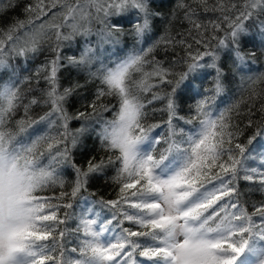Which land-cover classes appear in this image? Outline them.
Wrapping results in <instances>:
<instances>
[{
	"label": "snow or ice",
	"instance_id": "obj_1",
	"mask_svg": "<svg viewBox=\"0 0 264 264\" xmlns=\"http://www.w3.org/2000/svg\"><path fill=\"white\" fill-rule=\"evenodd\" d=\"M58 2L65 9L64 19L74 21L69 25L74 32L78 30V21L90 16L88 9L94 8V18L103 25V29L97 34L102 40L114 43L127 35L140 42L146 34L154 31L155 18H162L161 12L153 10L157 0H49L47 5L44 0H38L36 5L26 6L24 11L29 14L35 12V18H39L55 8ZM202 2L205 11L219 9L225 13L222 18L228 27L223 29L225 34L219 38L214 33L221 29V25L211 22L213 35L206 40L200 30L207 29L208 25L194 21V10L190 7L186 9L184 19L198 31L199 38H195V44L203 45V50L197 48L187 52V59L184 61L187 71L175 73L171 67L165 68L159 61L147 60L146 57L155 47L152 45L146 51L141 49L129 55L112 68L105 66L102 70L88 73L93 78L99 73L101 83L107 89H98L96 100L106 94L119 98L116 119L103 124L99 133L105 146L109 150H116L107 157L97 158L87 149V140L95 132V126L87 121L98 111L108 110L107 106H102L101 109L94 100L87 104L92 109L91 112L78 110L76 113H69L66 107L69 99L82 85L78 82L70 83L60 90L61 68L81 70L90 67L97 60L92 54L93 49L86 48L79 58L75 55L62 57L59 45L52 49L55 56L45 65L44 79L47 88L42 94V102L49 106L50 111L41 121H46L48 127L58 124L60 130L56 135L38 136L30 146L22 145L18 148L32 157V169L27 174L23 191L26 198H31L30 194L42 192L57 183L63 187L64 181L60 179L55 167L58 164L70 168L75 179L71 191L60 192L55 197L56 202H53V197L41 195H37L31 204L18 200L16 203H9L7 215L0 195V240L6 235V226L10 235L13 227L19 224L34 241L20 258L24 264H138L137 255L154 264H185L190 257L206 259L210 264H264V204L254 206L255 212L250 215L240 205L236 187L240 179L253 181L254 177L250 173H255L256 168L246 167L245 161L249 158L246 152L249 151L248 146L254 142L259 143V138L264 136V125H258L257 131L253 132L246 144H242L237 140L240 129L229 130L227 110L213 117L209 107L226 88L224 81L227 80V74L225 64L221 63V53L225 52L234 68H241L245 61L243 49L247 48L249 54L254 55L252 49L258 46L255 42L257 36L260 37L259 46L264 47V0H242V5L234 3L230 6L218 3L214 7H209L206 0ZM11 6L9 4L4 7ZM229 7L235 11L234 16L227 14ZM172 18L175 19V13ZM28 23H31L30 19L16 20L4 30L5 36L0 37V69L11 68L8 60L13 55L26 56L29 51H37L40 39L37 34L26 31L16 35ZM62 26L55 25L57 29ZM253 27L256 29L255 33L250 30ZM129 29L130 32L126 31ZM22 37L24 45L17 47L16 44ZM56 38L58 41L69 40L71 36H62L57 31ZM211 40H215V45L211 44ZM8 41L12 43L8 44ZM165 43H177L184 45L186 49L193 47L190 43L186 44L184 39L167 40ZM147 63L153 66L151 72L144 71ZM207 69L215 70L211 89L206 88L208 77L212 75ZM134 72H140L142 78L137 80ZM152 77L158 79L156 87L169 86L153 92L151 99L147 101V104L160 101L161 111L167 116V137L158 135L150 141L155 145L163 139L168 144L159 158L151 154V148L142 151L140 147L150 140L149 133L153 128L159 127L146 126L142 122L146 115V105L141 93L153 87L148 83ZM209 91L213 93L211 96L206 95ZM18 99L14 85L0 86V147L5 139L12 138V133L6 131L4 125L6 117L15 111ZM38 103L37 99L30 101L31 105ZM81 106L84 107L83 104ZM259 111L264 119V103ZM52 117L55 119H51ZM77 120L85 122L75 129L70 128V123ZM193 120L199 121L200 128L197 135L188 138V146L184 147L174 140L178 131L177 124L192 123ZM19 123L23 131L24 121ZM96 123L101 122L97 120ZM252 123L249 120L248 126L251 127ZM78 148L81 151L77 152ZM86 152L87 158L83 163H78L76 156H83ZM173 153V158L169 159V155ZM45 154L49 161L47 166L39 162ZM251 155L257 153L253 151ZM258 155L264 157V151ZM117 163L119 167L111 178L118 187L117 198L105 200L101 197L91 201L84 213L76 217V231H82L86 239L81 241L79 250L73 248L72 252L79 251L81 258H65L64 246L58 242L65 236V229L60 226L68 222L71 214L64 212L61 216L60 209H72V201L81 191H87L89 182L105 179L107 170ZM260 183L264 187V177ZM226 197L228 200L221 203ZM95 205L111 212L106 222L104 219L99 221L101 226L98 230V219L89 218L100 217V212L94 210ZM123 205L136 211L130 213ZM253 215L260 216L261 223L257 224ZM181 218L184 220L182 227L177 224V220ZM113 221L120 228L119 234L115 236L114 242L107 237L102 239L103 233L111 231L109 225ZM124 222L139 226L138 230L122 227ZM178 227L184 235V240L179 245L176 241ZM141 238H144L143 242ZM49 240L51 244L44 243ZM149 240L152 243H148ZM57 250L60 252L59 256L54 255ZM4 256L5 249L0 245V257ZM0 264H17V257L9 252L6 261L0 260Z\"/></svg>",
	"mask_w": 264,
	"mask_h": 264
},
{
	"label": "trees",
	"instance_id": "obj_2",
	"mask_svg": "<svg viewBox=\"0 0 264 264\" xmlns=\"http://www.w3.org/2000/svg\"><path fill=\"white\" fill-rule=\"evenodd\" d=\"M66 2H72V0H66ZM166 2L167 0H157L156 4L153 6L154 11H159L162 13V18H155V27L159 24L162 25V23L164 24V27H160L159 25L160 29H157L158 31H152L146 35L147 43H149L150 46L155 45L153 51L148 54L146 59L149 61H159L163 67H171L172 71L175 73L185 72L187 71V64L184 63V61L187 59V52L194 51L197 48L203 50V45L195 44V38H199L198 31L192 27L189 21L184 19L186 9L190 7L192 10H194L195 15L192 17L194 21L203 25H208L207 29L200 30L203 31L206 40L209 38L208 30L212 29L211 22L219 23L222 13L219 9L217 11H205L202 0H188V3L186 4L187 6H185L184 9L177 10L176 12H173L171 7L166 9ZM231 2L232 4L235 3L242 5V0H206V3L209 7H214L218 3L229 6ZM37 3L38 0H0V37L5 36L4 30H6L14 21H28L29 19L31 20V23H28L24 28L19 29L16 32V35H21L23 32L27 31L30 34L35 33L40 37L37 51H29L26 56L13 55L8 60V63L11 65L10 72L6 73L4 75L5 77L0 76V86L6 84L9 86L14 85L19 96L15 111L11 113L10 116L6 117L4 125L5 130L12 133V138L10 140L5 139L2 147H0V151H8L9 149V153L13 152L15 146H22L21 143H17L19 138L24 133H27V130H30V128L36 123L38 124V122L41 121V118L45 117L50 111L49 106L42 102V94L47 88V84L44 79L46 74L45 65H47L49 61L55 56V52H53L52 49L59 45L60 55L62 57L75 55L76 58H79L80 54L85 50V46L87 45L84 33L80 31L82 27L86 24L87 26L90 25L94 29L93 32L96 30L99 32L103 29V25L94 18L96 16L95 9L89 10L90 16H88L83 23L78 21V30L74 32L69 26L74 23V21L72 19H64L63 12L65 9L63 8L61 2H58L55 8H51V10L47 11L46 15H41L39 18H35V12L29 14L24 11L26 6L36 5ZM44 3L47 5L49 0H44ZM9 4L12 6L4 7L5 5ZM173 13H175V19L172 18ZM234 15L235 12L232 16ZM55 25L63 26L57 29ZM57 31H59L62 36L70 35L71 39L58 41L56 38ZM181 39H184L186 44H192V49H186L184 45L177 43H165L167 40L179 41ZM158 41L159 43H157ZM24 42V38L22 37L17 42L16 46L22 47ZM210 42L212 45L215 43L213 40ZM7 43L11 44L12 42L8 41ZM152 67L153 66L151 63H147L144 66V71L151 72ZM85 69H87V67H85ZM85 74L89 76L84 69L77 70L76 68L62 67L59 72L60 90L62 91L64 87H68L70 83L78 82L80 85H82V87H80L77 92L69 99V102L66 106L69 113H76L78 110L85 111L86 113L91 112L92 109L88 108L87 104L93 102L94 100L97 105L101 106V109L102 106H107L108 110L98 111V113H96L90 120L87 121V123L93 124L95 126V132H93L91 138L87 140V149L93 155L97 156V158L101 156L107 157L109 155H113L114 153L112 154V152L103 147L99 133L103 124L109 123L115 119V105L112 97L107 94L103 97H100L99 100L95 99L97 90L94 88V86H92V80L85 77ZM141 78L142 74L140 76V79ZM148 83L153 86L149 91H147L148 100L151 99L152 93L158 91L159 88L169 87L168 85H159V88L156 87V85H158V79L156 77H152ZM32 99H37L39 103L36 105H31L30 101ZM262 103H264V91L259 93L258 98L252 102L247 113L244 114V116L238 121V128L246 131L244 138L247 140L252 136L254 131H257L258 125H264V119H262V114L259 111ZM82 104L84 107L81 106ZM161 108L162 103L160 101H153L152 104H148V109L152 115L151 119H153L151 125H159V127L153 128V132L161 128H165L167 137L168 129L165 124L167 116L161 111ZM97 120H99L101 123L97 124ZM249 120L253 122L251 127L248 126ZM20 121H24L23 131H21V125L19 123ZM31 121H36V123L30 124ZM84 122L85 121L83 120L73 121L70 123L69 127L75 129ZM174 140L180 142L183 146L182 136L176 134ZM8 142L9 146L8 149H6L5 145ZM166 148H168L167 143ZM54 150L55 149H53V151ZM76 151L79 152L81 149L78 148ZM14 152L16 153L17 169L20 172H26L25 174L28 177L27 174L32 169V157L26 153H21L19 150ZM172 156H174V153L169 155V159ZM86 158L87 152L83 156H76L78 163H83ZM39 162L40 164L47 166L49 163L47 154L41 157ZM55 167L60 179L64 181L63 187L57 183L49 188L44 189L42 192L30 194L31 198H26L24 195L26 203H33L37 195L53 197V202H56L55 197L59 196L60 192L71 191V186L75 179L74 173L64 164H58L55 165ZM117 167H119L118 163L113 167H110L107 170L105 176L107 177L109 175H114ZM253 185V183L242 179L237 181V189L239 194L238 199L240 205L243 206L244 203L242 198L243 193H248L251 191L250 188H252ZM115 191V188L109 185L106 182V179L90 181L87 185V191H81V193H79L72 201V209H60L61 216H63L64 212L71 214V218L68 220V222L65 225L60 226V228L65 229V236L62 240L58 241L64 246L63 252L65 258L70 257V255L75 259L81 258L78 251L72 252L71 247H74L72 246V243L76 242L75 240L77 239L79 233L76 231L78 223L76 217H79L82 198L88 196L94 200H99L102 197L106 200L107 197L115 196ZM65 200H67V197H65ZM97 207L99 210L101 209L99 205H97ZM106 211V209H103L101 212ZM59 230L60 229L58 228L57 232H59ZM18 238L20 244L19 250H22V253L27 251V249L34 242L30 238V235L24 231L19 234ZM141 239L142 241L144 240V238ZM44 243L51 244V240L45 241ZM54 255L59 256V250H57ZM136 258L146 263L152 262L138 255Z\"/></svg>",
	"mask_w": 264,
	"mask_h": 264
},
{
	"label": "rangeland",
	"instance_id": "obj_3",
	"mask_svg": "<svg viewBox=\"0 0 264 264\" xmlns=\"http://www.w3.org/2000/svg\"><path fill=\"white\" fill-rule=\"evenodd\" d=\"M188 0H167L166 2V9L171 7L173 12H176L177 10L184 9V7H179V5L187 6L186 4ZM190 1V0H189ZM232 4V2H231ZM230 4V5H231ZM229 5V6H230ZM90 9L89 8L88 12ZM235 11L229 7V11L227 14L233 15ZM222 13V12H221ZM225 13H222V17ZM195 15V14H194ZM198 15V14H196ZM221 17L219 23L221 25V29L217 30L214 34L222 38L224 36L223 29H226L228 27L227 22L223 20ZM84 20H79V22L83 23ZM160 25V24H159ZM159 25L154 27V31H158ZM164 24L160 25V27H164ZM92 29V30H91ZM92 26L84 25L80 31L84 33V37L87 41V45L85 46V49L88 47H91L93 49L92 54L97 57V60L91 64L90 67H87V69L83 68L85 72L88 74L89 72H97V69H103V67L112 68L117 63L125 60L128 58L129 55L134 54L135 52L140 51L141 49H144L145 51L150 46L149 43H144V40L146 37H144L140 42H137L131 35H127L124 38H122L119 42H112L111 40H102L101 37L97 34L99 33L97 30L93 32ZM253 33L256 32V29L253 27L250 29ZM130 32L129 30H126ZM208 36L211 37L213 35V30H208ZM215 42V40H213ZM146 42V40H145ZM257 47L255 49H252L254 52V55L249 54V50L247 48L243 49V52L245 53V61L244 65H242L241 68H234L230 61L228 60L227 55H225V52L221 53V63L225 64V71L227 74V80L224 81L226 88L223 93L216 96L214 102H211L209 107L211 109L213 117H216L219 115L221 111L226 112V116L229 122V130L235 131L236 128H238V121L240 118L244 116V114L247 113L249 110V107L251 106L252 102L255 101L256 98H258L259 93H262L264 91V47H260V37H256ZM215 45V43H214ZM10 69H0V76L5 75L6 73L10 72ZM208 72L212 73L208 77V80L206 82V88L211 89L214 84V75L215 70L214 69H207ZM86 75V74H85ZM134 77L139 80L141 73L140 72H134ZM89 79H91V84L94 86L96 90L101 88H104L105 91H107L106 86L101 83L100 74L97 73L96 77H89L85 76ZM213 93L211 91L207 92L206 95L211 96ZM114 102L115 107V119H116V113L119 109V98L115 95H110ZM142 100L146 105V115L143 118V123L148 126L151 125V122H153L151 119V113L148 109V94L147 91H144L141 93ZM187 111V110H185ZM51 119H55V117H52ZM114 119V120H115ZM200 128V124L198 120H193L192 123H184L179 122L177 124V135L183 137V146L187 147V140L190 136H194L198 134V130ZM240 129V128H239ZM60 130L58 124L53 125L52 127L47 126L46 121H41L36 124L30 132H28V135L22 136L19 138V141L17 143H21L22 145H31V143L41 135H56L57 131ZM182 130V131H181ZM246 134V131L240 129V133L237 135L238 142L242 144H246L247 139L244 138ZM166 137V131L165 128H161L159 130H156L153 132V130L149 133L150 140L146 141L144 144H142L141 150L147 151L149 148H151V154L155 157L159 158V154L166 149V143L162 139L159 144L152 145L150 143L152 137ZM242 138V139H241ZM101 143L109 150L101 137ZM9 142L5 145V148L8 149ZM227 147V145H226ZM18 151L20 148L19 146L14 147ZM249 151L246 152V156L249 158L245 161V165L248 168H256L255 173H250L253 175V181H250L254 185L252 188H250L251 191L244 192L243 193V206H245L247 212L252 215L255 212L254 206H260L261 204H264V187L261 186L260 180L262 177H264V157H261L258 155V153L264 151V136L259 138V143L254 142L252 145L248 146ZM110 152L115 153L116 150H109ZM255 151L257 155H251V153ZM9 153L8 151L1 150L0 151V195L3 197L4 206H5V215H7V208L9 203H16L18 200L24 202V191L23 187L27 183L26 175L19 172L16 166V153L14 152ZM21 152V151H20ZM24 154V152H21ZM14 154V155H13ZM26 173V172H25ZM115 175V173H114ZM114 175L107 176L106 182L111 185L113 188H115V196L113 197H107L106 200L109 199H116L117 198V192L118 187L117 185L112 181V177ZM249 182V181H248ZM211 185H209L210 187ZM135 200L136 198H132ZM227 197L224 201H221V203L226 202ZM94 201L90 198H83L79 210V216L84 213V210L87 209L90 206V202ZM25 203V202H24ZM219 205H217L218 207ZM125 210L132 213L135 212V209L128 208L127 205H123ZM94 210L97 212H100V217H89V218H96L98 219V224L96 225L97 230L101 226L100 220L104 219L106 222V218H109L111 216V212L107 211L105 213L101 212L97 206H94ZM211 211V210H210ZM253 220L259 224L262 221V218L258 215H253ZM177 224L181 227L184 224L183 218L177 220ZM122 227L131 228L133 230H138L137 225L124 222ZM109 228L111 229L110 232L103 233L102 239L107 237V239L114 242L115 236L119 234L120 228L116 227V222L113 221V224L109 225ZM6 235L2 240H0V245H2L5 249V256L0 257V260L7 259V255L10 252L12 255L17 257V264H23V260L20 259L16 254V248L18 246L17 242V236L20 232H22V226L19 224H16L11 234L9 235V228L6 226L4 229ZM83 239H86V237L83 236L82 231L78 233V237L75 240L76 242L72 243L71 245L74 247H71V250L73 248H77L79 250V247L81 246V241ZM184 240L183 232L181 231V228H177L176 230V241L179 244H181ZM143 242V241H142ZM148 243H152L150 240L147 241ZM10 246V247H9ZM250 251H255V249H250ZM79 252V251H78ZM69 259L75 260L71 255L68 257ZM77 259V258H76ZM138 264H141V261L137 260ZM142 264H145L142 262ZM185 264H210V262L206 259L199 258V257H190L185 261Z\"/></svg>",
	"mask_w": 264,
	"mask_h": 264
},
{
	"label": "bare ground",
	"instance_id": "obj_4",
	"mask_svg": "<svg viewBox=\"0 0 264 264\" xmlns=\"http://www.w3.org/2000/svg\"><path fill=\"white\" fill-rule=\"evenodd\" d=\"M100 89H101V87H100Z\"/></svg>",
	"mask_w": 264,
	"mask_h": 264
}]
</instances>
